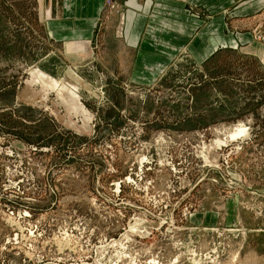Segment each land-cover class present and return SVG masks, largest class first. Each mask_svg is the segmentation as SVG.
Returning a JSON list of instances; mask_svg holds the SVG:
<instances>
[{
  "label": "rangeland",
  "instance_id": "1",
  "mask_svg": "<svg viewBox=\"0 0 264 264\" xmlns=\"http://www.w3.org/2000/svg\"><path fill=\"white\" fill-rule=\"evenodd\" d=\"M41 5L0 0V264H264V0H105L77 50Z\"/></svg>",
  "mask_w": 264,
  "mask_h": 264
},
{
  "label": "crops",
  "instance_id": "2",
  "mask_svg": "<svg viewBox=\"0 0 264 264\" xmlns=\"http://www.w3.org/2000/svg\"><path fill=\"white\" fill-rule=\"evenodd\" d=\"M104 4L105 0H42L41 11L44 14L48 35L56 43L69 41L72 45L75 44L77 50L81 42L94 39L97 21ZM145 10L130 12V15L136 14V16H132V21L127 27V44L137 48L138 54L140 53L137 60L142 58L144 49L153 51L154 47L147 35L151 19L150 15L146 16L149 12ZM168 24L169 36H166L164 41L175 47H185L200 62L209 55H214L222 46L220 27L211 29L212 38L210 43L205 44L203 28L173 25L172 22ZM174 33L181 37V43L178 39L172 38L175 36ZM156 34L159 35L158 31Z\"/></svg>",
  "mask_w": 264,
  "mask_h": 264
},
{
  "label": "bare ground",
  "instance_id": "3",
  "mask_svg": "<svg viewBox=\"0 0 264 264\" xmlns=\"http://www.w3.org/2000/svg\"><path fill=\"white\" fill-rule=\"evenodd\" d=\"M127 232V231H126Z\"/></svg>",
  "mask_w": 264,
  "mask_h": 264
}]
</instances>
